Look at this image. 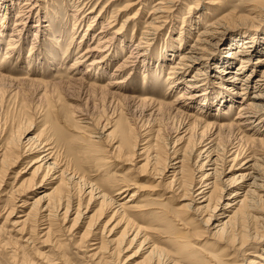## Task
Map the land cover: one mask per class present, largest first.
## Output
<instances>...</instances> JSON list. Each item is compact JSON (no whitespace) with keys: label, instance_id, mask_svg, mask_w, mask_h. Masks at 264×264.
Masks as SVG:
<instances>
[{"label":"bare ground","instance_id":"bare-ground-1","mask_svg":"<svg viewBox=\"0 0 264 264\" xmlns=\"http://www.w3.org/2000/svg\"><path fill=\"white\" fill-rule=\"evenodd\" d=\"M116 1L119 0H106L99 9H97L96 6L98 0H96V2H94V0L61 1L62 5L66 8L72 6L71 10H73L72 13H70L73 20L69 34L71 36L69 42L72 41L77 33L78 29H76V26L78 24L80 26L82 20L87 16L91 18L88 27H85L79 41H77L78 44L81 40L86 42V46L82 48L72 60L69 66L72 70L67 74L65 80L73 85L92 89L93 92H99L106 98L115 100L116 102L118 99L137 100L143 102V106H145L148 103H153L149 101L151 98L147 94L128 93L127 91L124 92L116 89H120L125 85L126 79L130 76L129 72L124 78L120 76L114 77V75H116V73L118 74L116 71L122 72L127 68V62L130 61L129 57H133L134 60H140L142 66H147L148 59L146 54L149 46L152 44V40L157 36L156 32L172 15H176L175 12L178 10L180 3H185V1L154 0L151 4V8L147 12V17L143 24L144 29L142 30V35L139 36V40L136 43H130L129 40L124 38L123 34H125L124 28L126 25L133 22L132 26L134 27L138 22L139 6H137V10L133 13H128L121 20L119 25L116 24L119 23L118 18L121 14L125 13L124 11L136 5H142L144 2L150 0H128L124 6L115 8L113 6ZM224 1L225 0H194L192 4H186L190 11L191 7L197 8L199 3H201V5L203 4L204 9H197L200 11L199 16H194L197 17V19L191 17L188 20V27H185V32L182 34V30H180L178 39H173L176 40L175 43L171 41L170 43L163 42L162 46H160V53L162 52V54H158L157 57L153 58L151 65L149 63L148 66L153 70L160 69L169 59L175 56V52L173 51H178L182 42L188 45L185 50L176 53L177 57L168 65L169 68L165 77L168 86L172 85V87L174 86L176 89L180 87L183 88L173 97V100H154L157 107L153 110L150 109L149 113L154 111L158 112L162 105H166L167 108H170L173 115H178L179 118H181V122L183 121L180 126L181 130H178L177 136L174 135L176 138L173 140V146L174 142L177 140L179 141L178 143H180L182 137L184 139L193 137L195 138L193 144L196 145L194 150H199L196 153L193 152L195 158H191L192 166L187 169L184 164L185 157L182 153L176 156V159L169 164V160L173 159L177 150V148H174L175 146H171L172 155L169 156L168 161L165 160L163 166L157 170L162 176L170 170L169 175H165L166 178H168L165 184H169V187L173 190H181L179 195L180 200H187L182 205H186L188 211L193 213L197 219L201 221V224L204 226V231H208L211 235L216 234L222 237L221 241H224L226 245L223 243V247H220L217 252V254L223 255L222 258L205 252L201 259L196 256L201 252V246L192 244L186 235L188 231L186 226L189 227L190 218H185V221H178L182 229L186 231L181 230L178 231L176 235L172 233L166 235V240L173 241V245L168 249L151 242L148 235L138 232L139 229L136 231L133 229V233L130 230L127 232L128 222L124 224L122 228V230L126 231L123 235V238H125L124 242L128 243L124 248L117 237L115 239L113 237L109 238L114 233L112 227L106 228V225H104L100 231L101 235L103 234L104 237L99 236L98 238L94 236V230L98 224H94L95 222L92 221L91 215L85 216V211L80 213L78 203H75L74 206V203L67 202L68 194L63 192L61 188V185H69L72 182L80 183L83 180L82 175L77 174V172L70 169L69 166H65L62 158V141L66 140L68 147H70L73 143L72 140H83L84 135H80L76 129V127H80L71 123L70 126L65 123H63V125L61 124V126L65 130L73 132V134L65 132L62 127L49 124L51 129L45 128L44 133H48L51 130L52 134L50 136L52 137V135H54V140L50 136L35 138L29 134L26 137L28 132H25V134L17 140L9 135L4 142L5 147L0 151V162L3 163L1 164L0 175H3L9 166L14 165L13 156L16 155V146L20 147V150H23L26 154H33V157L28 161V169L31 168L32 176L37 175L38 172L42 173L40 182L37 183L38 186H35L43 188V192L41 195L34 198L32 204L29 203L30 206L27 212H24V210L21 211L18 215L21 217L20 219L13 221V231L15 230L18 234V239L25 241L26 244H32L33 236H35L34 227L37 221H39L42 225L40 231L45 230L40 236H44L43 239L51 236V241L55 248L60 249L63 243L57 236L62 235L64 228L62 231L56 227L53 228V217H61L62 223L71 220L72 225H75L78 219L82 221V218H87L86 227L80 235V238L85 236L93 240L89 243L91 247H88V244L86 245V248H88V251L85 253L87 258L86 264H106L107 258L103 257L102 254L104 252H107V255L110 257L113 256V264H130L126 259H116L122 251H126L133 243H138V247L129 258L138 255V249L146 245V254L143 259L146 258L150 260L152 264H241V261H237L236 257L240 255V251L244 252L242 248L249 244H259L262 241V243H264V54H258L264 51V28L259 29L257 27V24L264 19V0H250L242 7L243 11H241V13H237L240 10L234 7V9L230 11L219 13L214 18H205L206 15H209L210 10H213L216 5L221 6ZM21 2L22 4L18 6V14L16 13V20L11 25L9 36H7L6 48L11 49L13 52L21 51V45H19V48L17 47L15 49L16 40L12 35H18L17 32H19V34L21 33L23 24L25 23L23 19H28L30 12L33 10L36 13L37 22L33 25L31 24V27L33 26L36 32L39 28L44 27V29L47 30L44 34L47 36L49 35L47 39L55 43L56 47L60 39L59 37H55V31L51 23L58 17L59 12L48 9L42 16L40 15L41 9L43 8L41 2L38 3V0H22ZM237 4L238 2L234 4V6ZM221 8L222 7L218 10ZM190 11L188 10L187 13ZM48 12L52 13L50 17L52 20L50 18L45 19ZM107 13L109 14L105 21H102L101 26L93 31V22L96 20L97 22L100 21V18ZM79 14L81 15L79 16ZM187 15L188 14H184L181 22L188 17ZM42 18L44 21L43 24L39 23ZM202 20H205L204 26L202 28L197 27L195 31L194 28H196L197 24H200ZM257 21L259 22L256 23ZM231 24H233V27H235V24L240 26H238L239 28L231 27V29H227ZM19 26L21 30L18 29L20 28ZM183 27L182 23L180 28ZM25 32L26 31L23 33ZM58 35L60 36V33H58L57 36ZM34 38L37 39V33H35ZM225 38H228V40L224 42V46L221 47L220 52L215 54L216 52H214V50L216 48L217 51L219 50V40ZM116 40L119 44L113 47L112 44ZM78 44L76 49L79 47ZM128 44L132 47L127 53H124L120 61L117 62L113 72L110 73V79H108L105 84L98 83L96 77L104 74V72L106 73L109 61L112 59L111 56L126 51ZM167 49L171 50V58L168 57V53L165 52ZM67 51L68 46L62 49L60 48L59 50L62 56H66ZM98 52L102 53L98 55ZM10 53L7 54V52H5V54H3V60L0 63L8 59ZM253 56H255V60L251 62L252 64L250 65L249 61ZM28 57H30L29 67L19 76H14L15 78L7 77L1 72L0 75L5 78H10L12 81H16V83L19 84H33L35 85V89H39L41 86L48 83L43 77L45 70L41 69L43 66L40 63L44 58H36L37 60H35L33 56ZM53 57L55 58V56ZM89 57L90 59L88 60ZM54 58L48 59L49 65L53 64V61H55ZM39 60L40 62H38ZM32 62L38 69H32ZM82 62H86L87 65L92 66L90 70L96 69L94 71L96 73L95 78L87 79L84 75V73L89 70V67H85L80 74L78 73V68L74 69L75 64H81ZM211 63H214V65L211 67V70L208 71V67H210ZM254 65H258V68L255 70H253ZM40 74H43V76ZM143 78L142 82L146 84V77ZM223 89L225 93L222 91ZM234 94L240 95V99L235 100ZM194 101L199 115L194 112H186L189 107V102L193 103ZM236 101L238 103L236 112L232 118L228 119L227 115L232 111V107H234ZM78 104L80 103L78 102ZM74 106L76 107L74 108ZM212 106L216 107L217 110L219 109L215 118L209 111V108ZM69 107L71 108L73 119L75 118L76 121H79L78 123L84 124V126L93 124L88 115L82 112L78 113L79 110H77V108L79 109L80 106L77 107V105L69 103ZM82 108L84 107L82 106ZM220 113L223 114L221 117ZM72 122L74 123L73 120ZM248 131H250V133L247 134L246 132ZM225 132L231 133L232 138L236 141L234 144L228 142L222 147L218 144V136H221ZM24 137L26 138L24 139ZM121 137L122 141L127 142V136L124 131ZM186 146L187 141L184 144V147ZM149 158L150 159H146L145 161L149 160L151 162L153 160L154 163L158 158V152L155 150V153ZM228 162H230V164L226 168L225 165ZM168 167L170 169H168ZM187 170L191 174V180L189 181V186L186 189H182L184 183H187ZM196 172L200 173L198 177H195ZM46 180H48L46 183H50V185H46ZM54 183L55 185H53ZM86 183V189L88 190L85 192L84 189L83 192L89 193V200L92 197H96L101 198L100 201H102V203L106 201L110 202L113 204L112 214L119 213V217L122 218L127 211L134 212L140 210L139 205L136 204L134 199V191L129 193L123 200L116 202L112 197L104 193L102 189L94 186L93 183L89 181ZM196 183L198 184L196 185ZM218 183L223 185V190H229L227 191V193H229L227 196L229 200L225 201V203L221 204L219 207L221 196L215 194V192L219 189L218 187L222 186H219ZM131 184L132 183L126 180H121L117 183V190H115L113 194L117 195V198L118 195L123 198L124 193L129 189ZM12 192L19 196L17 187L13 186ZM16 198L17 196H13L14 201L12 204H15ZM27 204L28 202L25 200L18 203L20 206H28ZM72 208H74L73 217L68 218ZM85 209H87L86 205ZM13 210L14 207H10L7 214L12 213ZM174 219L177 220V217ZM211 219H213L214 223L212 221L210 222ZM29 221L32 225L27 227L26 224ZM163 221H165L167 229H170L171 225H167L170 221L167 219H163ZM212 223L213 225L209 227ZM141 228L147 232H152L154 230V228ZM97 231L99 232V230ZM129 235L132 236L129 238ZM226 246L230 248V252L228 253L223 251ZM15 250L19 251V247ZM33 254L39 258L41 256V262L52 264L53 259H46L47 255H41L39 250L36 249ZM15 255L17 256L18 254L15 253ZM253 255H255V259L259 258L264 260V247L261 251L255 252ZM60 256H62V254H60ZM88 260L92 262L87 263L89 262ZM18 261H20L19 258L17 261L13 260L12 262L13 264H17ZM40 261L38 264H40ZM249 262L250 260L247 261V264H251ZM255 262L258 263V261ZM27 263L32 264L33 262L31 259H28ZM133 264H141V261H134Z\"/></svg>","mask_w":264,"mask_h":264},{"label":"rangeland","instance_id":"rangeland-1","mask_svg":"<svg viewBox=\"0 0 264 264\" xmlns=\"http://www.w3.org/2000/svg\"><path fill=\"white\" fill-rule=\"evenodd\" d=\"M21 1L22 0H0V62H2L4 56L3 54H5V52H7V54L10 53L11 49L6 48L7 36H9L11 25L16 20L18 6L22 4ZM61 1L64 0H52V3L51 0H38V3L41 2V6H43L40 15L43 16V13L48 9L54 12H59L58 17H56L51 23V26H53V30L55 31V37H59L60 39L56 47L55 43L47 39L49 35L47 36L44 34L47 32L44 27L39 28L37 32L33 26L31 27V24L33 25L37 22L36 13L33 10L30 12L28 19H23L25 22L23 24V30H21V27L19 26L20 28L18 29L21 30V33L19 34V32H17L18 35H12V37L16 40L15 49L17 47L19 48V45H21V51L13 52L11 50L8 59H5L3 63H0V72L3 75L5 74L4 76L17 77L29 67L30 57L28 56L35 57V60H37L36 58H44L41 60L42 62H40V60L38 61L43 66L41 69L45 70V73H43L44 76L43 74L40 75L48 82L39 89H35V85L33 84H19L16 83V81H12L10 78H5L0 75V151L5 147L4 142L9 135L12 136L13 139L17 140L21 138L25 132H28L26 137L30 134L35 138H43L52 134L51 130L48 133H44L45 128H50L49 124L59 127H62L61 124L63 125V123L68 126H70V123L75 124L80 127H76V129L80 135H84L83 140H72L73 143L70 147H68L66 140L62 141V158L65 166H69V168L76 171L77 174L82 175L83 180L80 183L72 182L69 185H61V188L63 189V192L68 194L67 202L74 203V206L75 203H78L80 213L85 211L84 215H91L90 217H92V221L95 222L94 224H98L94 230V236L98 238L99 236L104 237L100 232L103 226L106 225V228L112 227L114 233L109 238L113 237L115 239L117 237L124 248L128 243L124 242L125 238H123V235L126 231L122 230V228L124 224L128 222L127 232L130 230L133 233L134 230L136 231L139 229L138 232L148 235L151 242L168 249L173 245V241L166 240V235L168 233L176 235L178 231L184 230L178 221H185V218H190L188 224L189 227L186 226V228H188L186 235L192 244H198V246H201V252H199L200 254L198 253L196 256L201 259L203 258V253L205 252L218 258H222L223 255L217 254L218 249L223 247V243L225 244L224 241H221L222 237L216 234L211 235L208 231H204V226L201 224V221L198 220L193 213L188 211L186 205H182L187 200H180L179 195L181 190H173L169 187V184H165L168 179L166 176L169 175L170 170L166 172V176H162L157 170L161 168L165 160L168 161L169 156L172 155L171 146H175L174 148H177V150L173 159L169 160V164L176 159V156H179L182 153L185 157L184 164L186 165V168L188 169L191 167V158L194 157L193 152L196 153L199 150H194L196 147V145L193 144L195 138L187 137L184 139L182 137L180 139V143H178L179 141L177 140L174 142L173 146V140L176 138L178 130H181L180 126L183 123V121L181 122V118H179L178 115H173L170 108H167L166 105H162L160 111L158 112L154 111L149 113L150 109L153 110L157 107L154 100H173V97L178 94L181 88H183L180 87L176 89L174 86L172 87V85L168 86L167 79H165V77L169 68L168 65L177 57L176 53L182 52L188 45L183 44L182 42L180 49L178 51H173L175 52V56L172 58L170 55L171 50L167 49L165 52L168 53L167 55L171 59H169L160 69L153 70L148 67L149 63L151 65L153 58L157 57L158 54H162V52L160 53V46H162L163 42H176V40L173 39H178L180 30H182V34L185 32V27H188L187 22L191 17L196 15L199 16L200 11L197 9H204L203 4L201 5V3H199L197 8L191 7L190 11L186 4H192L194 0H184L185 3H180L178 10L175 12L176 15H172L171 18L168 19L156 32L157 36L152 40V44L149 46L146 54L148 59L146 67L142 66V62L140 60H134L133 57H129L130 63L127 62V68L122 72L116 71L118 74L116 73L114 77L120 76L124 78L128 72L130 74L129 78L126 79V86L123 85L120 89L116 88L117 90L135 94L143 93L147 94L151 98L149 101H152L153 103H148L143 106V102L137 100L131 101L118 99L116 102L115 100L106 98L99 92H93L92 89H86L85 87L73 85L65 80L67 74H69L72 70L69 68L72 60L76 54L86 46V42L81 40L78 44L77 41H79L81 33L85 30V27H88V23L91 18L87 16L82 20L80 26L79 24L76 26L78 34L76 33L72 41L69 42L71 37L69 34L73 20L70 13H72L73 10H71L72 6H68L66 8L61 4ZM105 1L106 0H98L96 4L97 9H99ZM249 1L250 0H225L221 6L216 5L213 10H210L209 15H206L205 18H214L219 13L230 11L234 9V7L240 10L237 13H241V11H243L242 7ZM94 2H96V0H94ZM126 2H128V0L116 1L113 7H122ZM153 2L154 0H150L148 2H144L142 5L133 6L129 10L124 11L125 13L121 14L118 18L119 23L116 25H119L121 20L128 13H133L137 10V6H139L138 22L134 27L132 26V22L124 28L125 34H123V36L125 39L129 40L130 43L138 42L139 36L142 35V30L144 29L143 24L147 17V12L151 8V4ZM237 2L238 4L234 6ZM220 7L222 8L218 10ZM188 10L190 11L189 13H187ZM51 14L52 13L48 12L45 19L50 18ZM108 14L109 13L103 15L100 18V21L97 22L96 20L93 22V31L97 30L101 26V22L105 21ZM184 14H188L187 16L189 18L187 17L181 22ZM80 15L81 14H79V16ZM194 18L197 19V17ZM43 22L42 18L39 23L43 24ZM258 22L259 21L256 23ZM182 23L184 27L180 28ZM204 24L205 20H202L200 24H197L194 30L196 31L197 27L202 28ZM232 25L233 24H231L227 29H231V27L239 28L238 26H240L235 24V27H233ZM257 27L259 29L264 28V19L257 24ZM24 31L26 32L23 33ZM35 33H37V39L34 38ZM58 33H60V36H57ZM227 40L228 38L219 40V50L217 51L216 48L214 50V52H216L215 54L220 52L221 47L224 46V42ZM77 44L79 47L76 49ZM117 44L119 43L116 40L112 45L114 47L117 46ZM65 46H68V51L66 52V56H62L59 50ZM131 47L132 46L128 44L126 51L119 52L111 56L112 59L109 61L106 73L104 72V74L96 77V81L98 83L105 84V82L110 79V73L113 72L117 62L120 61L123 54L127 53ZM101 53L102 52H98V55ZM258 54H264V51ZM53 56H55V58ZM255 56L250 59V65L252 64L251 62L255 60ZM51 58H54L55 61H53V64L49 65L48 59ZM86 62L75 64L74 69L78 68V73L80 74L85 67H89V70H87L84 75L87 79H92L93 77L95 78L96 73L94 71L96 69L90 70L92 66L87 65ZM213 65L214 63L210 64L208 71L211 70ZM35 68L38 69V67L33 64L32 69ZM253 68V70L257 69L258 65H254ZM143 77H146V84L142 82V79H144ZM222 91L225 93L224 89ZM234 97L235 100L240 99V95L234 94ZM77 101L80 104H78ZM69 103L77 105V107L80 106L79 109L77 108V110H79L78 113L82 112L88 115L93 124L84 126V124L78 123L79 121H76L75 118L73 119ZM193 103L189 102V107L186 112H194L199 115L195 101ZM237 104L238 103L236 101L234 103V107H232V111H230L227 115L228 119L232 118L235 114ZM82 106L84 108H82ZM75 107L76 106H74V108ZM209 111L215 118L219 109L217 110L216 107L212 106L209 108ZM221 115L223 114L220 113V117ZM62 129L65 132L73 134V132L67 131L63 127ZM123 131L127 136V142L122 141L121 134ZM246 133L248 134L250 131ZM26 137H24V139ZM51 138L54 140L55 136L52 135ZM186 141L187 146L184 147ZM235 141L236 140L232 138V134L229 132H225L221 136H218V144L222 147L228 142L234 144ZM155 150L158 152L157 160L154 163L153 160L151 162L149 160L145 161L146 159H150L149 157L155 153ZM15 154L16 155L13 156L14 165L9 166L4 174L0 175V264H13L12 261H17L18 258L20 261H18L17 264H28V259H31L33 262L32 264H38L41 256L39 258L33 254L36 249L41 252V255L46 254V259H53L52 264H86L87 258L85 253L88 251L86 245H89V243L93 240L85 236L80 238V235L86 227L87 218H82V221H79L78 219L77 223L72 225L71 220L65 221L66 223H62L61 217H53V228L56 227L60 231L64 228L62 235L57 236L63 243L60 249L55 248L51 241V236L45 239H43L44 236H40L45 230L40 231L42 225L39 221H37L36 226L34 227L35 236H33L32 244H26L25 241H21V239L17 238L18 234L15 230L13 231V221L21 218L18 215L22 210L27 212L30 206L29 203L32 204L34 202V198L41 195L43 188L36 187L38 186L37 183L40 182L42 173L38 172L37 175L32 176L33 174L31 173V168L28 169V161L33 157V154H26L23 150H20V147L17 146ZM1 164L3 163L0 162V169ZM229 164L230 162L225 165L226 168ZM168 169L170 168L168 167ZM199 174V172H196L195 177H198ZM121 180H126L132 184L124 193L123 198H121L122 196L119 197V195L117 198V195L113 193L117 190V183ZM190 180L191 174L187 170V183H184L182 189H186L189 186ZM88 181L93 183L94 186L102 189L104 193L112 197V199L116 202L123 200L129 193L134 191V199L136 204L139 205L140 210L134 212L127 211L122 218L119 217V213L112 214L113 204L110 202L106 201L102 203V201H100L101 198L96 197H92L89 200V193H85L88 190L86 189V182ZM46 182H48V180H46L45 183ZM197 184L198 183H196V185ZM46 185H50V183H46ZM53 185H55V183ZM218 185L222 186L218 187L219 189L215 192V194H219L221 196L220 204L218 205L219 207L221 204H224L225 201L229 200L227 198L229 195L227 191L229 190H223V185L221 183H218ZM13 186L17 187L19 196L18 194L12 192ZM84 189L85 192H83ZM13 196H17L15 204H12L14 201ZM24 200L28 202V206L18 205V203ZM85 205L87 209H85ZM10 207H14V210L12 213L7 214ZM206 211L210 212L209 210ZM73 212L74 208H72L68 218L73 217ZM173 217H177V220ZM163 219L170 221L167 223V225H171L170 229H167L166 223ZM211 221L214 223L213 219H211L210 222ZM213 223L209 227H211ZM31 225L32 223H30V221L26 224L27 227ZM141 227L154 228V230L152 232H147ZM97 230H99V232ZM131 236L132 235H129V238ZM262 242L259 244L256 243V245L249 244L248 246L242 248V251L244 250V252L240 251V255L236 257L237 261H241V264H247V261L249 260V263L251 264L264 263V260L259 258L255 259V255H253L255 252L262 250L264 247V243ZM18 247L19 251L15 250L18 249ZM88 247L91 246L89 245ZM137 247L138 243H133L126 249V251H122L116 260L126 259V261L130 262V264H133L134 261H141V264H152L150 263V260L146 258L143 259L146 254V245L141 249H138V255L133 258H129ZM223 251L228 253L230 252V248L226 246ZM15 253L18 255L16 256ZM60 254H62V256H60ZM102 254L103 257L107 258L106 264H113V256H108L107 252ZM255 261H258V263ZM90 262L92 261L87 263ZM40 264L45 263L40 261Z\"/></svg>","mask_w":264,"mask_h":264}]
</instances>
